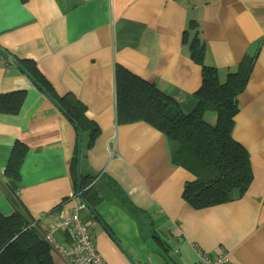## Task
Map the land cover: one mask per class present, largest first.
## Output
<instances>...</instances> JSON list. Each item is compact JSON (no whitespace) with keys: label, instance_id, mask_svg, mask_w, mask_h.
<instances>
[{"label":"crops","instance_id":"0c3cea01","mask_svg":"<svg viewBox=\"0 0 264 264\" xmlns=\"http://www.w3.org/2000/svg\"><path fill=\"white\" fill-rule=\"evenodd\" d=\"M192 40L221 82L256 53L232 130L248 153L252 181L240 199L201 210L182 199L192 177L171 164L168 139L142 122L118 125L115 106L121 66L191 112L201 81ZM0 48L9 55L0 56V96L26 93L16 115L0 114V215L14 211L11 195L50 239L54 264H67L57 250L72 247L74 229L51 228L77 206L75 216L106 264H193L199 252L226 254L229 264H264V0H0ZM12 61H32L52 99ZM67 94L99 128L80 156V172L110 179L150 226L106 201L93 210L81 201L72 170L78 134L55 104ZM229 108L206 111L204 123L217 125ZM16 141L27 153L13 182L3 171ZM146 228L155 236L142 233Z\"/></svg>","mask_w":264,"mask_h":264},{"label":"trees","instance_id":"16d2710c","mask_svg":"<svg viewBox=\"0 0 264 264\" xmlns=\"http://www.w3.org/2000/svg\"><path fill=\"white\" fill-rule=\"evenodd\" d=\"M189 49L191 59L201 69L200 86L194 94V109L185 113L178 105L166 102L155 84L139 78L124 67L116 66V123L129 125L142 122L168 139L171 164L182 168L192 177L183 185L182 199L194 210H201L240 199L252 181L248 153L233 139L232 130L237 99L246 88L256 53L245 55L236 69L221 82L216 70L204 64V50L196 40L189 43ZM20 64L25 66L29 76L46 93L53 95L52 86L45 81L32 61H20ZM25 94V91L20 90L0 96V114L16 115ZM56 103L66 118L81 130L83 160L99 128L86 117L85 107L69 94L58 98ZM222 105L230 106L229 113L215 126L205 124L203 117L206 111ZM77 149L78 144L76 153ZM26 153L27 147L16 141L3 171L6 179L13 182L19 180ZM75 166L72 170L76 174V185ZM78 192L81 201L90 210L99 202L106 201L124 211L140 226L151 225L150 218L131 206L115 183L104 175L81 171ZM8 200L14 211L9 216L0 215V264H54L52 244L11 195H8ZM142 233L155 236L147 228ZM73 243L72 238V246Z\"/></svg>","mask_w":264,"mask_h":264},{"label":"built area","instance_id":"2783aa9c","mask_svg":"<svg viewBox=\"0 0 264 264\" xmlns=\"http://www.w3.org/2000/svg\"><path fill=\"white\" fill-rule=\"evenodd\" d=\"M73 210V214L63 221L57 222L51 229H74L73 246L68 250H57L58 254L66 261L67 264H106L96 252L91 242V235L88 228L80 223L75 214L77 209ZM50 242V239L46 237ZM51 243V242H50ZM53 246V245H52ZM193 264H229L226 254H219L215 257L208 256L204 253L198 254V259Z\"/></svg>","mask_w":264,"mask_h":264},{"label":"water","instance_id":"95a60500","mask_svg":"<svg viewBox=\"0 0 264 264\" xmlns=\"http://www.w3.org/2000/svg\"><path fill=\"white\" fill-rule=\"evenodd\" d=\"M0 56L4 59H9V55L0 48ZM12 64L18 68L22 73H24L31 81L32 83L38 87L45 95H47V97L49 99H52L35 81L34 79H32L29 74L23 69V67L17 62V61H12ZM53 101V100H52ZM54 103V102H53ZM57 105V103H55ZM58 107V105H57ZM59 108V107H58ZM60 109V108H59ZM60 111H62L60 109ZM63 112V111H62ZM74 127L77 129V134H78V139H77V144H78V149H77V159H78V162H77V183H79V179H80V156H81V142H82V133H81V130L75 125L73 124ZM79 190V184L77 186V191ZM90 210V208H88ZM126 257H128L126 255ZM129 261L131 263H133V261L128 257Z\"/></svg>","mask_w":264,"mask_h":264}]
</instances>
